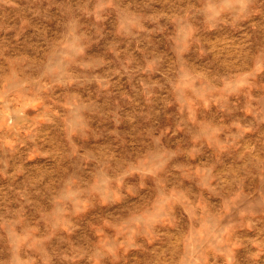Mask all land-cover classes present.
Returning a JSON list of instances; mask_svg holds the SVG:
<instances>
[{"label": "rangeland", "instance_id": "374dc122", "mask_svg": "<svg viewBox=\"0 0 264 264\" xmlns=\"http://www.w3.org/2000/svg\"><path fill=\"white\" fill-rule=\"evenodd\" d=\"M0 264H264V0H0Z\"/></svg>", "mask_w": 264, "mask_h": 264}]
</instances>
